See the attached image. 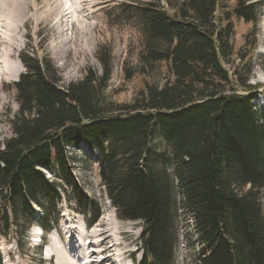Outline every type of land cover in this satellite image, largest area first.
<instances>
[{"label":"trees","instance_id":"trees-1","mask_svg":"<svg viewBox=\"0 0 264 264\" xmlns=\"http://www.w3.org/2000/svg\"><path fill=\"white\" fill-rule=\"evenodd\" d=\"M139 1L129 8L145 37L142 59L164 62L170 76L162 86L146 82L130 104L105 100L112 69L104 55L101 74L89 69L63 86L50 59L20 54L18 110L12 136L0 142V235L23 218L48 231L63 187L93 214L97 204L78 183L69 155L85 143L98 151L118 216L142 223L138 264H171L179 206L202 245L199 264H264V108L254 102L262 85L250 83L254 63L246 47L232 75L224 63L234 53V18L256 28L259 3L239 0L230 10L224 0H184L170 15L162 0ZM250 36L251 53L256 32ZM157 136L168 144L164 156L152 147Z\"/></svg>","mask_w":264,"mask_h":264},{"label":"rangeland","instance_id":"rangeland-1","mask_svg":"<svg viewBox=\"0 0 264 264\" xmlns=\"http://www.w3.org/2000/svg\"><path fill=\"white\" fill-rule=\"evenodd\" d=\"M183 1L162 0V6L172 15ZM238 1L224 0L230 10L237 6ZM255 1L259 3L256 28L252 23L234 18V53L224 63L232 75L234 65L240 63L238 51L244 47L248 49V57H252L254 63L250 83L262 85L257 95V107L261 109L264 108V0ZM137 2L140 1L0 0L1 143L12 136L10 121L18 110V102L14 88L16 81L11 77L21 66L19 57L23 51L36 53L41 59H50L60 71V85L63 86L81 80L89 69L101 74L104 66L99 57L104 55L110 60L112 69L104 95L108 103L130 104L145 88L146 82L162 86L169 79L170 73L164 62L149 64L142 59L146 53L145 37L129 8ZM254 32L257 44L250 53L251 45L245 46V36L251 33L252 41ZM4 71L11 74L8 76ZM128 71L132 72L130 79L126 77ZM152 147L158 155L169 153L168 144L162 137H155ZM69 155L74 176L87 196L95 201L97 208L92 210L93 214L91 209L88 211L90 214L86 213L72 198V189L63 187V199L57 203V213L50 216L52 227L48 231L42 228L38 219L28 224L23 218L8 235H0L2 264H58L62 262L61 254L69 259L68 252L72 256L78 253L80 263L81 258L86 257L82 245L91 241V251L98 248L97 240L102 241L100 249L106 251L100 256L94 255L92 260L110 257L104 264H109V261L113 264H138L143 255L140 241L142 223L118 216L100 177L98 151L82 143L70 148ZM43 170L50 180L61 181L52 169L43 167ZM35 212L40 217L44 215L37 204ZM173 226L176 241L171 264H199L202 245L198 243L191 217L182 206H179ZM71 231L75 235V247L72 249L68 239ZM98 232L104 234L97 238ZM51 257L53 260H50Z\"/></svg>","mask_w":264,"mask_h":264},{"label":"bare ground","instance_id":"bare-ground-1","mask_svg":"<svg viewBox=\"0 0 264 264\" xmlns=\"http://www.w3.org/2000/svg\"><path fill=\"white\" fill-rule=\"evenodd\" d=\"M89 39V38H88ZM53 50H55V46H54V48H53ZM20 61V63H21V66H20V68H18L17 69V71H16V73L14 74V76L13 77H11V79L12 80H14V81H17L18 80V78L20 77V74H21V72L25 69L24 68V66H23V64H22V62H21V60H19ZM4 73H6V75H10L11 73L10 72H8V71H4ZM102 234H104V232H102V233H97V235H96V237L97 238H99V236H101ZM69 236H68V239L70 240V247H71V249L72 248H74L75 247V235L72 233V231L71 232H69V234H68ZM101 242L102 241H100V240H97L96 241V245L98 246V248L96 247H94L95 249H92L91 251H89V249H91L92 248V242L90 241V242H88L87 244L85 243L84 245H82L83 247H82V251L85 253V256L86 257H84V258H81L82 259V261L80 262V263H78V259H80V258H78L77 259V257H78V253L75 255V256H72V255H70L69 254V252H68V255H69V259L68 258H66L65 256L66 255H62L61 254V256H60V258L62 259L61 261V263L62 264H91V263H96V264H104L105 262H108V258H110V257H106L105 259H103L102 261H100V260H95V259H93L92 260V257L94 256V255H96V256H100L101 254H103V252H105L106 250L104 249V250H101L100 249V244H101ZM66 250V249H65ZM69 251V250H68ZM95 251V252H94ZM114 251V250H113ZM114 253V252H113ZM64 254V253H63ZM67 254V253H66ZM83 254V253H82ZM114 254H116V253H114ZM53 256V255H52ZM63 256V257H62ZM80 256V255H79ZM110 256V255H109ZM114 256V255H113ZM50 260H53V258L51 257L50 258ZM71 260V261H70ZM61 263H58V264H61ZM108 264V263H107ZM109 264H113V263H110V261H109ZM120 264V263H119Z\"/></svg>","mask_w":264,"mask_h":264},{"label":"water","instance_id":"water-1","mask_svg":"<svg viewBox=\"0 0 264 264\" xmlns=\"http://www.w3.org/2000/svg\"><path fill=\"white\" fill-rule=\"evenodd\" d=\"M18 80H19V78H18ZM18 80H17V81H18Z\"/></svg>","mask_w":264,"mask_h":264}]
</instances>
